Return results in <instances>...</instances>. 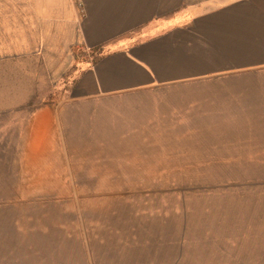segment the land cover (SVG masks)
Here are the masks:
<instances>
[{
    "label": "crops",
    "instance_id": "crops-1",
    "mask_svg": "<svg viewBox=\"0 0 264 264\" xmlns=\"http://www.w3.org/2000/svg\"><path fill=\"white\" fill-rule=\"evenodd\" d=\"M157 151L264 166V0H0V264H264L18 206L25 182L105 181L104 160Z\"/></svg>",
    "mask_w": 264,
    "mask_h": 264
},
{
    "label": "rangeland",
    "instance_id": "rangeland-1",
    "mask_svg": "<svg viewBox=\"0 0 264 264\" xmlns=\"http://www.w3.org/2000/svg\"><path fill=\"white\" fill-rule=\"evenodd\" d=\"M94 57L77 50L71 61L85 66ZM61 88L57 83V97ZM151 154L132 161L142 167L118 168L110 164L122 160H104L105 181L25 182L18 206L67 208L65 221L112 224L134 238L198 241L201 254H264V166H177L188 161L163 157L169 152ZM216 264L223 262L217 258Z\"/></svg>",
    "mask_w": 264,
    "mask_h": 264
}]
</instances>
